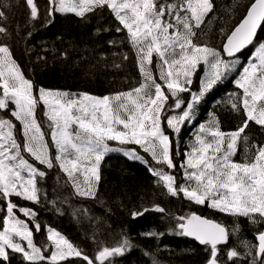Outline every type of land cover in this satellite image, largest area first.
Wrapping results in <instances>:
<instances>
[{
    "label": "snow or ice",
    "instance_id": "snow-or-ice-1",
    "mask_svg": "<svg viewBox=\"0 0 264 264\" xmlns=\"http://www.w3.org/2000/svg\"><path fill=\"white\" fill-rule=\"evenodd\" d=\"M26 5L31 19H38L34 0H26ZM10 7L0 4V264H12L15 254L26 264H114L112 258L131 248L125 237L89 257L51 226L46 228V242L34 241V234L44 232L45 227L30 206L43 203L46 196L42 182L47 173L40 166L49 170L58 166L76 196L94 199L101 162L114 151L143 163L167 195L180 197L182 193L191 203L233 217L234 223L246 217L255 226V242L240 239L244 251L232 247L223 260L219 246L236 235L238 225L229 228L195 213L177 216L173 234L203 245L208 252L205 264H264V227H259L264 225V143L250 141L246 132L252 124L264 129V39H259L264 31V0H250L246 14L225 34L222 51L199 42L201 26L214 11L213 0H48L45 25L57 14L86 19L87 14L107 9L118 22L116 32L125 34L135 51L140 80L128 90L104 96L37 90L14 59L10 45L3 42L11 37L3 23L8 19L3 9ZM249 46L254 51L234 81L239 92L231 93L226 101L240 115V125L226 132L215 117L200 124L194 142L183 153L176 152L183 157L179 164L182 182L178 183L177 176L167 171L177 168L172 135L179 139L182 127L194 123L198 104L228 78L237 54ZM201 65L204 74L199 89L192 91ZM41 105L47 120L44 125L37 115ZM110 141L120 147H110ZM241 143L243 155L237 160ZM128 145L137 148L124 147ZM141 152L163 167H153ZM149 211L166 213L154 204L133 210L132 215ZM153 264H158L155 257Z\"/></svg>",
    "mask_w": 264,
    "mask_h": 264
},
{
    "label": "trees",
    "instance_id": "trees-1",
    "mask_svg": "<svg viewBox=\"0 0 264 264\" xmlns=\"http://www.w3.org/2000/svg\"><path fill=\"white\" fill-rule=\"evenodd\" d=\"M5 2L11 7L3 9L8 17L3 23L9 29L11 37L3 42L10 45L14 59L26 77L34 82L37 90L43 87L104 96L128 90L130 85L140 80L135 51L125 39V34L116 32L118 22L110 15L109 10H97L96 13L87 14L86 19L77 18L74 14H57L51 23L45 25L47 3L35 2L39 18L32 20L30 9L24 0H0V4ZM249 2L250 0H213L214 11L201 26L203 32L197 30L200 33L199 42L221 51L225 34L242 19ZM259 39H264V31H260ZM253 51L252 47L239 59L246 62ZM124 56L128 59L125 60ZM202 74L203 69L200 67L194 76L192 91H198ZM154 75L156 76L155 72ZM234 80L235 75H232L216 85L198 104L196 112L199 117L196 123L189 128L183 126L179 139L175 134L172 135L173 157L177 168L165 170L173 172L178 183L182 182L179 164L183 157L176 156V152L183 153L188 148L186 141L194 126L202 121L208 122L213 117L226 132L235 130L240 125V115L226 103L230 94L237 92ZM182 95L189 96L188 93ZM38 121L43 125L41 116H38ZM246 132L250 141L264 143V129L252 124ZM124 147L137 148L132 145ZM140 154L153 167H163L151 161L146 153ZM242 155L241 143L235 159H241ZM40 167L47 173L42 182L46 196L43 203L30 205L37 211L39 223L45 226L44 232L34 234V241L38 245L41 241L46 242L45 230L47 226H51L93 258L99 248L113 247L127 237L132 247L123 255L112 258L114 264H153V257L158 264H205L208 252L204 247H198L182 236L173 234L176 217L187 213L213 219L229 228L238 225L239 231L230 236L227 245L221 248L223 251L220 256L223 260H227L226 252L232 247L240 252L244 251L239 244L240 239L255 242V226L246 217H239L234 223L233 217L191 203L183 198L182 193L180 197L167 195L166 190L154 183L156 178L143 163L126 156L114 154L103 159L100 166L101 180L94 199L76 196L66 175L58 167L50 170ZM154 204L163 207L167 214L149 211L133 217V210L142 211L144 206L151 207ZM12 264L26 262L22 261L19 254H15Z\"/></svg>",
    "mask_w": 264,
    "mask_h": 264
},
{
    "label": "rangeland",
    "instance_id": "rangeland-1",
    "mask_svg": "<svg viewBox=\"0 0 264 264\" xmlns=\"http://www.w3.org/2000/svg\"><path fill=\"white\" fill-rule=\"evenodd\" d=\"M60 15H61V14H60ZM63 15H64V14H63ZM135 54H136V53H135ZM247 63H248V60H247L246 62H242V60L238 58V60H237V64H236V67L234 68L233 72H232L228 77H230V76H232V75H235V79L238 78V76L240 75V72L242 71V66H246ZM200 67L203 69V65H201ZM154 72H155V70H154ZM155 73H156V72H155ZM203 74H204V70H203ZM203 74H202V76H203ZM156 76H158V73H156ZM202 76H201V77H202ZM234 81H235V80H234ZM233 85H234V87H235V84H234V83H233ZM237 92H239L238 89H237ZM37 94H38V92H37ZM0 115H3V111H2V110H0ZM37 115H38V116H41V118L44 120V121H43V125L47 123L46 117L43 115V106H42V105L38 108V110H37ZM198 117H199V116H198V113L196 112L195 117H194V123H193V124L196 123ZM13 119H14V118H13ZM16 123H17V128L19 129L18 122H16ZM203 123H204V121H202V122H200L199 124H197L196 126H194V128L192 129V131L189 133V137H190V138L187 139V141H186L187 144H189L190 142H194V134L196 133L197 129L199 128V125H200V124H203ZM205 123H207V122H205ZM193 124H191V125H193ZM191 125L186 124V125H184V126H186V128H189V127H191ZM43 130L46 131V132H48L49 129H47V128L45 127ZM49 133H50V131H49ZM21 138H22V137H21ZM49 139H50V135H49ZM109 145H110V147H114V148L120 147V146H119L116 142H114V141H110V142H109ZM132 146L137 147L136 145H132ZM114 154H119V155L126 156V155L124 154V152H122V151H114V152H110V153L106 154L105 157H106V156H109V155H114ZM105 157H104V158H105ZM126 157H128V156H126ZM33 162H34V161H33ZM42 167H43V166H42ZM57 167H58V166H57ZM82 179H83V177H81V180H82ZM21 203H23V202H21ZM45 232H46V235H47V231H46V230H45Z\"/></svg>",
    "mask_w": 264,
    "mask_h": 264
},
{
    "label": "water",
    "instance_id": "water-1",
    "mask_svg": "<svg viewBox=\"0 0 264 264\" xmlns=\"http://www.w3.org/2000/svg\"><path fill=\"white\" fill-rule=\"evenodd\" d=\"M25 3H26V0H24ZM34 2H45L48 4V0H34ZM27 6V5H26ZM246 14V13H245ZM244 14V15H245ZM253 46H249L248 48L244 49L242 52L238 53L237 54V58L241 57L245 52L249 51ZM221 51H222V48H221ZM226 59H228V57H225ZM184 239L190 241V242H193L196 246L198 247H204L203 245H200L197 241H195L194 239L190 238V237H184L182 236ZM227 244H223V245H220L219 247L220 248H223L225 247Z\"/></svg>",
    "mask_w": 264,
    "mask_h": 264
}]
</instances>
